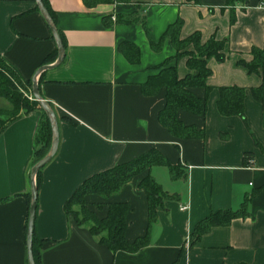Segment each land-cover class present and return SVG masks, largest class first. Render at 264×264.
<instances>
[{
    "label": "crops",
    "instance_id": "crops-1",
    "mask_svg": "<svg viewBox=\"0 0 264 264\" xmlns=\"http://www.w3.org/2000/svg\"><path fill=\"white\" fill-rule=\"evenodd\" d=\"M226 1L109 0L88 7L83 0H44L64 48L55 65L57 44L35 0H0V56L24 80L49 66L35 79L58 125L56 153L42 167L37 187L34 232L44 240L40 264H264V70L249 73L238 62L251 60L253 46L264 50V0ZM178 19L180 38L199 31L202 42L211 36L225 40L226 58L207 61L212 73L205 114L177 112L183 124L204 130L202 138H177L160 124L164 87L153 95L142 91L166 60L180 77L190 71L186 57L174 58L170 39L161 41ZM124 41L139 48L137 62L119 50ZM151 41L161 43L153 49ZM221 86L245 89V120L219 113ZM259 86L261 101L251 91ZM191 91L205 97L203 87ZM42 116L36 107L0 128V264H28L26 194ZM152 148L183 176L172 179L167 166L154 165L108 198L86 196L98 218L107 214V203H128L125 238L133 241L148 229L141 179L149 174L165 193L175 195L157 207L147 245L136 252L111 251L90 233L89 223L73 224L64 202L87 177ZM245 199L246 217L212 227L190 244L198 221L220 209L237 210Z\"/></svg>",
    "mask_w": 264,
    "mask_h": 264
},
{
    "label": "trees",
    "instance_id": "trees-1",
    "mask_svg": "<svg viewBox=\"0 0 264 264\" xmlns=\"http://www.w3.org/2000/svg\"><path fill=\"white\" fill-rule=\"evenodd\" d=\"M85 5L91 7L98 2H109V0H83ZM124 1V0H123ZM192 3H199V0H188ZM236 0H227L226 4H233ZM51 19L54 21V15L48 9L43 0ZM111 21V16L108 18ZM116 20L125 21L122 15H116ZM234 19H231V23ZM129 21V20H128ZM131 21V20H130ZM182 20L178 19L170 24L163 36L169 38L176 50L174 58L186 57V63L189 72L180 77L176 65L169 64L166 60L160 64L159 71L150 75L147 81L142 85V91L146 95H153L164 87L166 91L165 104L158 114V120L161 125L177 138H202L204 130L198 129L194 125H185L177 118L179 110L187 111L196 115H204L206 109V100L211 87L207 84V79L211 75V69L207 66L210 58L217 61H223L226 58L225 40H219L211 36L206 41H201V33L195 31L185 38H180ZM161 43V42H160ZM160 43L150 42L153 49L157 48ZM191 47V48H189ZM119 50L124 54L128 61L134 63L139 58V48L130 41H124L119 45ZM250 54L251 60L246 61L239 59V64L243 65L249 73H260L264 70V50L253 46ZM47 58L45 62L50 60ZM203 87L205 97L196 96L191 88ZM219 97L217 100V109L220 114L238 115L245 120L244 115V98L245 89L238 86H221L218 88ZM252 95L255 99L261 101L263 89L262 86L253 88ZM32 80H24L17 70L5 62L0 56V97L6 99L12 107L8 110L6 119L0 118V128L6 123L15 119L20 114L28 113L36 107L41 108L37 100L30 99L32 95ZM42 109V108H41ZM43 116L40 120L35 134V148L33 152L32 166L42 159L48 152L51 140L52 129L50 120L46 112L42 109ZM251 153H246V156ZM154 165H165L168 167L172 179H176L183 174L179 171L177 165L171 164L165 155L159 150L152 148L145 153L122 163H118L108 169L95 173L87 177L64 202L63 209L67 215L73 205H79L83 210V219H76L77 225L90 221L89 231L91 234L98 236L99 243L106 246L111 251L136 252L143 246L147 245L150 240V227L156 221V209L161 205L164 199H172L174 194L165 193L161 186L151 175H146L139 182V187L145 190L147 195L148 207V229L145 235L137 237L133 241L125 238L126 214L129 205L126 202H109L107 203L108 211L103 218H98L88 208L86 196L97 194L103 198L117 193L133 177L149 169ZM42 167L35 174L36 187L40 184V172ZM30 202L31 193L26 194ZM247 199L243 201L241 207L237 210L220 209L210 213L205 218L198 221L190 234V244L196 243L201 236L215 226H226L233 218L246 217ZM100 206V204H97ZM28 212L26 215L25 228H27ZM44 240L39 239L33 228L32 234V253L35 264H40V250ZM237 264H251L240 262Z\"/></svg>",
    "mask_w": 264,
    "mask_h": 264
},
{
    "label": "water",
    "instance_id": "water-1",
    "mask_svg": "<svg viewBox=\"0 0 264 264\" xmlns=\"http://www.w3.org/2000/svg\"><path fill=\"white\" fill-rule=\"evenodd\" d=\"M38 9L42 13L47 25L49 26L52 35L56 41L57 49H58V56L57 60L55 62V65L60 63L64 56V48L63 44L61 42V38L58 34L57 29L55 28V25L53 23V20L51 19L47 9L45 8L42 0H35ZM49 66L43 65L41 66L37 72L35 73V76L32 78V96L35 100H37L41 106V108L46 112L52 129V140L50 148L47 152V154L40 159L38 162H36L30 170V204H29V210H28V219H27V228H26V250H27V262L28 264H35L33 253H32V234H33V228H34V219H35V211H36V202H37V187L35 184V174L37 171L43 167L46 163H48L51 158L55 155L57 146H58V140H59V132H58V125H57V119L55 112L51 105L45 100L39 93L38 84L36 82V75L48 68Z\"/></svg>",
    "mask_w": 264,
    "mask_h": 264
},
{
    "label": "rangeland",
    "instance_id": "rangeland-1",
    "mask_svg": "<svg viewBox=\"0 0 264 264\" xmlns=\"http://www.w3.org/2000/svg\"><path fill=\"white\" fill-rule=\"evenodd\" d=\"M11 107L12 105L7 100L0 97V118L6 119L9 116L7 111L10 110ZM68 216L71 218L73 224H76V219H83V210L79 205H73ZM86 223L90 224L91 222L87 221Z\"/></svg>",
    "mask_w": 264,
    "mask_h": 264
},
{
    "label": "built area",
    "instance_id": "built-area-1",
    "mask_svg": "<svg viewBox=\"0 0 264 264\" xmlns=\"http://www.w3.org/2000/svg\"><path fill=\"white\" fill-rule=\"evenodd\" d=\"M29 98H30V96H29ZM181 208L183 209V208H184V206H182Z\"/></svg>",
    "mask_w": 264,
    "mask_h": 264
}]
</instances>
